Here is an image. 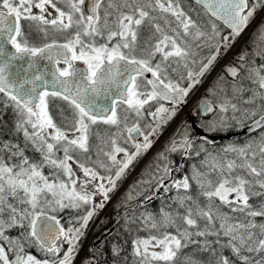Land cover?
Masks as SVG:
<instances>
[{
  "label": "snow or ice",
  "instance_id": "6c2138e0",
  "mask_svg": "<svg viewBox=\"0 0 264 264\" xmlns=\"http://www.w3.org/2000/svg\"><path fill=\"white\" fill-rule=\"evenodd\" d=\"M195 4L208 17L203 28L180 0H0V105L13 109L16 131L25 142L0 143V264H73L89 221L136 157L151 147L150 136L175 115L174 108L163 104L155 111L149 106L159 101L179 104L220 48L230 47L258 10H264V0ZM216 21L230 29L228 35L221 37ZM50 33L63 34V40L50 38ZM189 37L216 41V50L198 72L188 71L190 84L184 88L171 79L169 69L188 67ZM37 38L44 42L36 43ZM240 70L257 86L245 103L254 104L257 96L264 101V67L227 69L233 77ZM54 101L63 102L59 122L49 110ZM201 110L214 114L206 121L209 131L244 125L256 132L258 141L229 145L221 149L223 155L213 156L205 138L195 155L205 153L209 170L193 166L191 176L178 180L168 163L158 168L149 183L154 181L157 191L175 189L177 208L138 218L137 230L150 233L132 242L138 264H203L182 255L189 244L196 245L194 251L209 253V264H264V103L242 113L225 94L211 103L203 101ZM248 120L252 123L246 124ZM98 124L116 130L97 151L107 163L98 159L93 167L85 161L90 159L92 127ZM121 144H131L135 151ZM192 146L184 135L168 151L189 155ZM29 147L38 158L25 154ZM97 196L102 200L96 201ZM254 198L259 201L250 203ZM64 209L80 213L67 228L51 214ZM13 228L20 230L15 238L6 234ZM33 247L43 258L28 251ZM121 251L122 246H113L114 256Z\"/></svg>",
  "mask_w": 264,
  "mask_h": 264
},
{
  "label": "flooded vegetation",
  "instance_id": "af4514ba",
  "mask_svg": "<svg viewBox=\"0 0 264 264\" xmlns=\"http://www.w3.org/2000/svg\"><path fill=\"white\" fill-rule=\"evenodd\" d=\"M33 11H37V10L34 9ZM50 36L54 39L63 40V34L50 33ZM42 42L44 41H42L39 38L36 39V43H42ZM210 45L212 44L208 42V45L201 46L199 50L202 52L208 50L209 49L208 47H210ZM180 66L184 67L183 64H181ZM201 78L198 79L200 80ZM188 83L189 80H186V82L183 84L182 87L188 88L190 84ZM195 85L192 86L189 91L193 92ZM186 99L187 98H185V100ZM201 100L202 99H200V101ZM162 102L168 105H172L165 101ZM172 106L174 108H178L174 105ZM118 112H119V108H118ZM197 112H199L198 117L188 114L186 116L185 122L179 124V127L181 126L180 131H182V129H184L185 126L188 124V126L191 129L190 130L191 132L187 134V136L190 139H195L196 137V134L194 133L191 127V122L193 121L194 123L198 124L197 121L199 118L205 120L209 115L208 114L206 116H201L200 111ZM146 121L150 122V116H149V120ZM144 123L145 120H142L141 125L143 126ZM198 125L203 129V127L200 124ZM106 129L108 130L107 132L105 131ZM97 130H99L98 135H97ZM115 130L116 129L114 127H110L104 124H98L93 126L91 131L93 134H95V137H93V139L96 141L98 146L105 147L108 136L111 135V133L114 132ZM170 132H168L167 134L168 137L167 138L165 137L167 143L166 145H164L163 143L164 141H163L158 145V147L155 150L147 149L146 151H143L141 155L137 156L136 159L132 162L129 168L125 171V174L122 176V178L119 181H117V186L115 190L109 193V199L104 203V207L94 215L92 220L89 221V224L79 241L78 248L85 246V237L88 234H93L91 241L89 242L88 245H86L85 249L87 252L94 250L100 251V248L104 247V244L111 240L117 241L118 243H122L121 244L122 251H130V250L133 251L132 242L136 237L147 238V234L142 236V231H147V230H137L140 227V221L138 218L141 217L142 214H147V213H151L152 215L158 217L161 212V209H164L165 211H171L173 205L176 204L174 203L173 200V198L177 195L175 189H170L168 191H165L164 189H160L157 191L155 182L153 181L152 183H149L153 175L158 174L157 172L158 168L162 167L165 163H168L169 166L174 170L172 172V176H174L175 179L177 180L181 179L185 175L191 176L193 166H196L197 168L203 171L209 168L208 167L209 162L208 164L204 163V158H205L204 152H201L200 155H195L196 147L201 142L204 141L192 140L193 146H192L191 154L189 155L183 154L182 151L174 152V153L169 152L168 147L166 146L168 145V143L170 144L172 142L171 139L178 138L180 140L182 138L181 136L180 137L178 136V134H180L179 130L178 132H173V134H171ZM101 137L105 138L104 140L105 144L104 143L102 144L100 142ZM140 141H142L141 137L138 138V142ZM121 146L125 147L130 153L135 151L132 145L128 146L127 144H121ZM205 146L211 152L210 146L212 145L205 142ZM164 156L167 157L166 160L164 159ZM122 157L123 155L118 159H121ZM105 162L107 163V161ZM91 166L94 167L95 165H91ZM75 170L77 171V174L80 176V178L84 179L82 172H80L78 169ZM100 172L101 174H104L103 169H100ZM165 183H168V181H165ZM120 188L122 189L120 190L119 194L116 196L115 194L118 192ZM194 190L197 189L195 183L192 182L191 191L193 195H194ZM95 199L96 201H101L102 197L97 196ZM69 211H76V210L70 209ZM79 214L80 213L78 212V215ZM66 216H63V221L60 220L61 224L64 225L65 228L69 226L68 221L70 219H73ZM133 220H136V223H131ZM119 234L124 235V238H120L118 236ZM130 238H133V240H131ZM64 247L67 248V245L65 244ZM101 262L102 264H109L106 261L105 257H103ZM131 263L135 264L136 258L131 260L130 264Z\"/></svg>",
  "mask_w": 264,
  "mask_h": 264
},
{
  "label": "trees",
  "instance_id": "16d2710c",
  "mask_svg": "<svg viewBox=\"0 0 264 264\" xmlns=\"http://www.w3.org/2000/svg\"><path fill=\"white\" fill-rule=\"evenodd\" d=\"M181 6L185 8V10L189 11V14L194 16L193 14H195L196 16H194L195 18H200L201 22L203 24H207L208 22V17L203 13V10L200 8V6L196 5L195 3L189 1V0H180ZM258 14V13H257ZM256 14V15H257ZM255 19V18H254ZM196 20V21H197ZM253 22V21H252ZM256 23V22H255ZM217 28L219 30V32L221 33V37L222 36H226L229 34V31H227L221 24L217 23ZM262 25H264V20L259 18L257 23L255 24V29L254 30H258L260 29V27H262ZM202 26V25H201ZM203 28V26H202ZM253 34V32H251L250 34H248L247 36H245V38L243 39V41L240 44V48L243 50L244 53V60H241L240 58H236L230 60V64L233 65L235 68L240 69L241 65L244 66V68H249V67H255V68H262L263 66V60H264V54L260 55L259 57L256 55L254 56V54H252V50L253 48L248 44L249 41L251 40V35ZM146 35V34H145ZM50 38H52L50 36ZM203 38L199 39V40H193L191 39V37L188 38V43L190 45V47H193L202 41ZM210 44H214L213 46L215 47L216 41H211L209 42ZM212 46V47H213ZM211 47L210 50L208 51H203L200 54L201 55H205L206 53H211L213 48ZM193 52V50H192ZM257 52V51H256ZM222 54H219V56L217 57V61L216 64L219 63V59L221 57ZM216 64H213L211 66V68L209 69L208 73L211 72L214 69V66ZM187 69V68H186ZM213 77L215 78L214 81L209 82L208 85L206 87H204L201 92L200 95L202 100H207L208 102H213V101H217L219 99H222L225 94L232 99L233 103H236L238 105V107H247V103H245V101L248 100V96L250 94V92L255 89L256 85L252 83V81L248 78L247 73L244 70H240V75L237 77H229L227 76L226 73H224L223 70H220L219 72H217L215 75H213ZM206 75H204L199 82L195 85V91L194 92H198L199 89L201 88L202 83L206 80ZM57 104L59 107L54 110L53 106ZM63 106V102L62 101H54V102H50L49 105V110L52 113L54 119H56L58 122L61 119V116L59 115L60 113V108ZM199 112H197L198 114ZM64 115H68V112L65 111ZM214 114H209L207 116V118L205 120H209L211 119V117ZM146 120H149V116H147L146 114ZM197 121V120H196ZM199 121V120H198ZM197 121V122H198ZM16 122H17V116L14 113L13 109L11 107L8 108H4L3 105H0V143L3 142H12V143H17L20 144L21 146H24V138L22 133H19L16 131ZM199 124V122H198ZM181 127V126H180ZM180 127L179 124L175 125L172 129H171V134H173V132H178L179 133L178 136L182 137L184 135L189 134L191 131L190 127L188 126V124L185 126L184 129H182V131H180ZM204 131H206L208 134L210 135H230V134H235L237 131H235L234 128H225L222 130H216V131H209L207 128H204ZM251 136V135H250ZM93 137H95V134L90 133V139H89V144H90V159L85 161V163L88 164V166L94 165V161L96 160H103L104 162L107 161L105 157H103V155L101 154L99 157L97 156V151L100 147L102 146H98V144L96 143V141L93 139ZM248 135H244V136H239L236 138H233L231 140L228 141H222L220 143H216L212 146H210L211 151L214 150V152L220 153L221 155H223V153L221 152V149L229 146V145H235L238 147H242L246 144H248ZM26 155H28L31 158H38L39 154L35 153L31 150V148L29 147L26 152ZM233 154H229V156H232ZM84 158L81 157V160H83ZM208 169H205L204 171H208ZM48 169H45V173H48ZM213 180L216 179V175L215 173L211 174V177ZM197 194V190H194V195ZM200 201L203 202L204 201V197H199ZM259 198H254L253 201L251 202H258ZM177 208V205L174 204L173 208L171 211L175 210ZM68 211L70 209H67ZM66 209L63 210L62 212L58 213V214H52V215H56L57 218L59 220L63 221V216H68L69 218H74L76 216H78V212L76 211H67ZM182 211V210H181ZM66 216V217H67ZM7 235H10L11 237L15 238L17 236L20 235V230L13 228L11 230L8 231V233H6ZM147 234V236L150 234L148 231H142V236ZM120 238H124V235L119 234L118 235ZM129 238V237H128ZM131 240H133V238H130ZM213 239V238H210ZM122 243H118L117 241H108L104 244V247L100 248V251H88L85 254V258L86 261L89 262L90 264H102V259L103 257L106 258V261L109 264H130V261L133 260L134 258H136L133 255V251H121L120 256H114L112 249L114 245H120L121 246ZM124 244V243H123ZM196 248V245L194 244H189V246L185 249H183L182 255L183 254H189L194 256L195 258L199 259L200 261L203 262V264H209V262L211 261V257L209 256V253L207 252H198V251H194V249ZM28 251L33 254L36 255L38 258H43L42 254L35 248V249H28ZM227 254V253H225ZM178 264H180V262L178 261Z\"/></svg>",
  "mask_w": 264,
  "mask_h": 264
},
{
  "label": "rangeland",
  "instance_id": "374dc122",
  "mask_svg": "<svg viewBox=\"0 0 264 264\" xmlns=\"http://www.w3.org/2000/svg\"><path fill=\"white\" fill-rule=\"evenodd\" d=\"M188 11V10H186ZM189 12V11H188ZM257 16L260 15L259 18L263 19L264 20V10H258L257 12ZM194 16H196L195 14H193ZM194 16L193 19L194 20H197V18H195ZM256 17V16H255ZM254 20V19H253ZM252 20V21H253ZM258 21V20H257ZM256 21V23H257ZM162 23V22H161ZM197 23L204 26L205 24H203L200 20V18H198L197 20ZM256 23H250L249 26L247 28L244 29V31L235 38V41L231 44L230 47H228L227 49L221 47L220 48V54L221 57L219 59V63L216 64V61H217V57L219 55L216 56V59L215 61H213V63L211 64V66L213 64H216L214 66V69L208 73L209 69L211 68V66L209 67V69L202 75V76H199L198 78H201L203 77L204 75H206V80L202 83L201 86L203 87H206L208 85L209 82H212L214 81V77L213 75H215L217 72H219L220 70H223L224 73L227 74V76L229 77H233L228 71L227 69L230 68V67H234L233 65L230 64V60L232 59H235L237 60L236 58H240V57H244V53H243V50L240 48V44L241 42L243 41V39L245 38V36H247L248 34H250L251 32H253V34L251 35V40L249 41V45L253 48V52L252 54H254V56H260L262 54H264V27H260V29L258 30H254L255 29V24ZM146 34V35H145ZM221 34V33H220ZM145 36L148 35L147 32L144 33ZM199 45V46H198ZM203 45H208V42L203 38L201 42L197 43L193 49L192 47H190V51H191V57H190V62H188V67L187 69L184 68V67H181L180 65H173L172 68L169 69V74H170V77L171 79H173L175 82H178L181 87L183 86V84L186 82L187 79V73L188 71H192V72H198L199 71V68H200V65L201 63H207V59L208 57H210L211 55L215 54V47L213 45H210V47H208L210 50L211 47L213 48L212 52L211 53H206L205 55H201L200 53L202 51L199 50V48ZM193 50V52H192ZM208 50H205V51H208ZM257 51V52H256ZM199 53V54H198ZM264 67V60H263V66ZM173 77V78H172ZM183 77V78H182ZM190 83V81H189ZM188 83V84H189ZM191 89V88H190ZM195 91V88L192 91H188V94H187V99H186V103L184 105L183 108H174L172 105H168L166 103H163L162 101H159V102H153L152 105H150L149 107H151V110L152 111H155L156 108L160 105V104H163L164 107L166 108H169V109H175V115L171 117V119H166V121L164 123H162L160 125V127L158 128L157 132L155 135H152L150 136V140L152 141V144H151V147L148 148V149H151V150H155L158 145L163 142L164 145H166V138L168 137V132L169 130L171 131L172 127L177 125V124H182L185 122V119H186V116L188 114H191V115H194L196 117H198V114H197V111H199L197 109V104H198V101H200L201 96L197 95ZM257 91V86L255 87V89H253L249 96H248V100L249 98L253 97V94L254 92ZM191 92V93H190ZM190 93V94H189ZM196 100V102H195ZM261 103H264V101H262L259 96L256 97L255 99V103L254 104H250V103H247V107H239L241 109V112L243 113V111L245 109H250V108H253V107H258ZM57 105V104H55ZM58 107L57 106H53V109L56 110ZM199 121V124L204 127V128H207L206 127V121L207 120H204V119H198ZM150 122H152V119L150 117ZM252 121L251 120H248V121H245L246 124H249L251 123ZM244 127V125H241L240 127H236L234 128L235 131L239 132L242 128ZM145 131L147 132L148 130L145 129ZM249 138H248V143H252L253 141H258V137H257V134L256 133H253L250 135H248ZM166 137V138H165ZM100 139H103L105 140V138L101 137ZM141 140L140 141L141 143L143 142V137H141ZM172 141L173 140H179L178 138L176 139H171ZM99 142V141H98ZM101 142V141H100ZM105 144V142H104ZM171 144V143H170ZM168 143V145L166 147H169L170 145ZM216 144V143H215ZM128 146H131V144H127ZM255 147V144L253 145ZM212 155L215 156L216 153L213 151H211ZM123 155V153H121L117 158L121 157ZM211 163V160H209V164ZM209 167V166H208ZM207 167V168H208ZM203 171V170H202ZM124 187V186H123ZM122 187V188H123ZM120 188L118 190V192L115 194L116 196L119 194L120 190L122 189ZM65 210V209H64ZM225 211H227V209H225ZM62 212V211H60ZM60 212H56V213H51V214H58ZM259 219V218H258ZM107 221V220H106ZM92 236L93 234H88L86 237H85V246L83 247H79L78 248V251L75 253V256H74V260H73V264H90L89 262L86 261V258H85V254L87 251H84L85 248H86V245L89 244V242L91 241L92 239ZM87 238V239H86ZM143 238V237H142ZM82 246V245H81ZM29 249H35L34 247L33 248H29ZM38 250V249H37ZM138 260L139 258L136 257V263L135 264H138ZM132 264V263H131Z\"/></svg>",
  "mask_w": 264,
  "mask_h": 264
},
{
  "label": "water",
  "instance_id": "95a60500",
  "mask_svg": "<svg viewBox=\"0 0 264 264\" xmlns=\"http://www.w3.org/2000/svg\"><path fill=\"white\" fill-rule=\"evenodd\" d=\"M193 3H195V0H189ZM217 23L221 24L227 31L230 32V29H228L222 21H216ZM150 76V74H149ZM186 96L183 98V100L177 104V105H174L176 107H184L185 105V100ZM167 102V101H165ZM203 100L199 101L198 102V105H197V109L200 111L201 113V116H206L203 114L202 110H201V104H202ZM169 103V102H168ZM171 104V103H170ZM252 123V122H251ZM249 123V124H251ZM191 127L194 131V133L196 134V137L195 139H191V140H201V141H204L205 142V138H206V143L210 144V145H214L215 143H220L224 140H229L233 137H236V136H244V135H251L253 133H256L254 131H251L249 130L248 128L246 127H243L239 132H236L235 134L233 135H210L208 134L206 131H204L198 124L194 123L193 121L191 122Z\"/></svg>",
  "mask_w": 264,
  "mask_h": 264
},
{
  "label": "bare ground",
  "instance_id": "6f19581e",
  "mask_svg": "<svg viewBox=\"0 0 264 264\" xmlns=\"http://www.w3.org/2000/svg\"><path fill=\"white\" fill-rule=\"evenodd\" d=\"M230 135H233V134H230ZM223 136V135H222ZM236 137H239V136H236ZM236 137H233V138H236ZM233 138H231V139H233ZM231 139H229V140H231ZM224 141H228V140H224Z\"/></svg>",
  "mask_w": 264,
  "mask_h": 264
}]
</instances>
